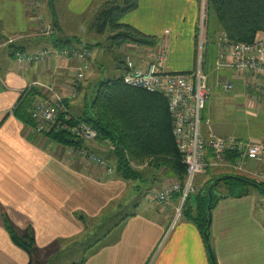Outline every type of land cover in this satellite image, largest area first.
<instances>
[{
	"label": "crops",
	"instance_id": "obj_1",
	"mask_svg": "<svg viewBox=\"0 0 264 264\" xmlns=\"http://www.w3.org/2000/svg\"><path fill=\"white\" fill-rule=\"evenodd\" d=\"M34 1L0 0V264L31 262L28 253L13 242L8 225L20 237L32 235L33 264L36 255L56 259L64 253H74L76 246L83 247L78 251V256L83 257L72 264H153L169 230L170 241L155 264H212L206 240L202 241L204 237L192 222L181 217L174 226L168 223L180 198L173 199L169 211L154 203L155 208L150 206L152 201L147 200V195L155 190L154 186L141 192L138 184L132 186L116 174L107 176L97 165L70 157L67 148L39 134L16 114L23 94L38 84L65 97L72 115L80 119L97 87L107 82L103 81L104 37L96 38L101 37L93 32V24L108 1L41 0L36 9ZM201 3L202 0H139L138 8L120 23L156 39V46L122 44L109 37L113 53H123L113 64L115 79L123 77L127 57L147 67L162 50L167 52V72H193L197 65ZM212 17L205 63L210 95L204 113V135L212 131L220 138L264 143V86L254 83L249 87L235 78V71H217L218 40L223 32L218 23L214 30ZM39 20L53 26L59 39H78L73 46L91 45L83 40L90 35L97 41L91 50L86 83L76 99H71V83L77 62L54 57L43 64H19L5 46L10 38L33 35ZM53 41L33 38L20 45L24 53L36 54L60 49ZM226 82L233 86L229 92L223 88ZM38 92L41 98L49 96L43 88ZM90 145L93 143L89 148ZM104 145L97 141L94 151H90L109 161V151L114 148ZM263 169V164L247 162L243 174L257 181ZM156 176L159 181L164 178L162 183H177L169 170ZM212 176L205 182L222 177ZM201 178L196 181L199 192L204 189ZM263 204L264 197L252 192L241 199L217 202L209 232L216 264H264ZM103 229L106 232L97 238L94 233Z\"/></svg>",
	"mask_w": 264,
	"mask_h": 264
},
{
	"label": "built area",
	"instance_id": "obj_2",
	"mask_svg": "<svg viewBox=\"0 0 264 264\" xmlns=\"http://www.w3.org/2000/svg\"><path fill=\"white\" fill-rule=\"evenodd\" d=\"M208 0H202L200 23L198 26V56L196 69L191 73H169L166 71L167 52L162 50L147 67L138 66L134 60L127 57L124 60V85L159 95L168 101L169 113L172 118L173 137L176 147L187 168L185 186L173 183L159 192H153L150 201L163 211H169L173 199L180 195L179 207L173 226L182 216L183 206L189 196L195 193L198 178L205 177L209 171L231 167L243 172L247 162L264 164V145L260 142L240 141L234 138H220L212 131L204 135V113L207 108L210 89L208 77L205 74L206 47L209 45L210 7ZM55 28L46 25L41 28V35L48 38L55 35ZM24 37H13L5 46L13 47L23 42ZM14 59L19 64H43L51 58L73 60L77 62L74 68L75 77L71 83V99H76L80 88L86 80L90 69L92 52L87 48L70 46L61 49L42 50L36 54H27L20 50L12 51ZM217 71L232 70L239 74L252 71L264 77V35L259 36L252 44L230 43L225 34L218 40ZM33 88L47 91L48 98H39L34 105L32 120L39 134L61 135L70 134L76 141L91 143L99 135L89 125L79 121L72 115L67 99L57 94L54 89L41 85ZM223 88L229 92L233 86L224 83ZM75 150V151H74ZM75 156L101 167L107 176L114 174L111 164L82 148H74ZM237 163L233 164V160ZM257 184H264V169L257 176ZM264 211V204H263Z\"/></svg>",
	"mask_w": 264,
	"mask_h": 264
},
{
	"label": "trees",
	"instance_id": "obj_3",
	"mask_svg": "<svg viewBox=\"0 0 264 264\" xmlns=\"http://www.w3.org/2000/svg\"><path fill=\"white\" fill-rule=\"evenodd\" d=\"M208 2L212 16L230 43L252 44L259 36L264 35V0H208ZM138 5L139 0H111L105 3L96 15L93 32L99 37L111 33L112 39L122 44L129 42L139 46L155 47L156 39L146 37L120 23L126 15L135 11ZM51 39L60 49L70 47L78 40H64L57 36ZM21 43L10 49L22 51ZM85 48L92 50L94 46L86 45ZM38 91L33 87L28 89L16 109L19 118L34 127L32 112L35 103L41 98ZM80 120L98 132L101 143H107V146L114 148V151L109 152L110 157L115 162L116 175L125 182L141 184L143 173L136 167H145L148 168V173H153V180H157L156 175L165 169L171 171L181 185L185 186L187 168L173 137L168 101L162 96L127 87L122 78L103 82L97 87L93 101L85 105ZM47 136L60 146L83 148V142L76 141L68 134ZM221 178H226L223 181L227 186L225 193H218V188L223 182L214 186L218 179H213L209 181L205 190L189 196L183 206L182 216L198 228L204 240L206 233L210 232L208 230L210 203L212 202L213 210L221 199L244 198L248 196V188L254 189L248 182L257 184L235 176H222L219 179ZM258 185L261 189L254 190L264 197L262 193L264 185ZM174 198L178 200L180 195ZM8 232L13 242L28 253L30 264H33L35 242L32 235L20 237L9 225Z\"/></svg>",
	"mask_w": 264,
	"mask_h": 264
},
{
	"label": "rangeland",
	"instance_id": "obj_4",
	"mask_svg": "<svg viewBox=\"0 0 264 264\" xmlns=\"http://www.w3.org/2000/svg\"><path fill=\"white\" fill-rule=\"evenodd\" d=\"M105 1H111V0H105ZM209 4V3H208ZM41 5V0H35L34 1V5H33V8L34 9H36V8H38V6H40ZM210 7V6H209ZM210 15H211V17H212V14H211V11H210ZM39 23H38V26H37V29L33 32V35H29V36H20V37H24V39H23V42L24 41H27V40H29V39H33V38H39V39H51V38H53L54 36H56L57 35V32L55 31V35L53 36V37H50V38H48V37H46V36H42L41 35V28H43V27H45L46 25H50V24H48L46 21H44V20H39L38 21ZM211 24H212V27L214 28V30L216 29V24H217V21H216V19L214 18V16L212 17V21H211ZM113 35L111 34V33H109V35H106L105 37H104V39L101 37V38H98V37H96L97 39H103L104 40V42H105V49L103 50L104 52H105V58H104V79H103V81L105 80V81H109V80H114L115 78H116V73L114 74V71H113V69H114V67H113V64H115V59H118V60H120L122 57H123V53L122 52H114L113 53V51H112V49L110 48V46H109V40H108V38L109 37H112ZM11 39V38H10ZM83 40H87V42L89 43V44H91L92 46L94 45V44H96L97 43V41H95L96 39H94V36L93 35H90V36H86V37H84L83 38ZM1 42H3V44L5 43V41H1ZM86 42V43H87ZM7 43V42H6ZM5 43V44H6ZM78 48H83V46L80 44H78ZM208 46L206 47V52H208ZM88 49V48H87ZM90 50V49H89ZM91 51V50H90ZM218 55V54H217ZM166 66V65H165ZM235 78L236 77H238V78H240V79H242L246 84H248L249 85V87L252 85V84H254V83H256L257 85L259 84V85H262V86H264V77L263 76H260V75H257L256 73H254V72H252V71H248V72H244L243 74H239V73H237V72H235ZM214 78V77H213ZM86 80H87V77H86ZM86 80H85V82L83 83V86L80 88V91L84 88V85H85V83H86ZM95 96V95H94ZM88 103V102H87ZM214 104H216V102L214 103ZM261 104H263V103H261ZM81 107H82V105H81ZM84 109V108H83ZM230 113V112H229ZM233 113V112H232ZM79 121H81L80 119H79ZM83 122V121H82ZM84 123V122H83ZM237 130H239V129H237ZM236 130V131H237ZM68 135H70V134H68ZM71 136V135H70ZM72 138H73V136H71ZM75 139V138H74ZM225 139V138H224ZM98 141V144H100V145H102L103 147L105 146L104 145V143L102 142H100L99 141V137L96 139V140H94L93 142H91V143H93V145H90V148H89V144L90 143H86V142H83L82 144H83V148L82 149H89V150H87L88 152H90V153H92V154H94L92 151H94V143L95 142H97ZM79 142H82V141H79ZM253 142H255V143H258V142H256V141H253ZM260 143L262 144V145H264V143L263 142H261L260 141ZM91 146H92V148H91ZM61 147H64V148H67V151H68V154L67 155H69L70 157H75V158H78V159H81V158H79V157H77V156H75L76 154H74L73 153V151L72 150H74V148H77V147H75V146H61ZM87 147V148H86ZM106 147V146H105ZM90 149L92 150V151H90ZM103 149H105V148H103ZM75 151V150H74ZM110 151H113V150H110ZM109 151V152H110ZM99 157V156H98ZM101 158V157H100ZM103 159V158H102ZM82 160H85V159H82ZM86 161V160H85ZM106 161H108V160H106ZM88 162V161H87ZM110 164H111V166L112 167H114V169H115V162L112 160V159H109V161H108ZM90 163V162H89ZM237 163V159L236 160H233V164H236ZM255 163V162H254ZM92 164V163H91ZM260 164H262V163H260ZM264 165V164H263ZM136 169L138 170V171H140L141 173H143V177L144 178H142V180H141V184H138V183H134V182H131V184L130 185H136V184H138L139 186V188H140V191L142 192V190H144V189H148L149 187H152V186H154V188H155V190H153V192H159V191H162V190H164L165 188H167V187H169V186H171L172 184H173V181H165L164 183H162L163 182V179L164 178H162L161 179V181H159L158 179L157 180H153L152 179V174L149 172L148 173V168H145V167H136ZM161 172H164V173H166V172H168V170H162ZM114 174H116V172H114ZM210 175H213L212 177L213 178H217L218 176L220 177V176H235V177H240V178H244V179H247V180H250V181H253L252 179H250V178H247V176L246 175H244L243 174V172H240V171H238V170H235V169H233V168H231V167H221V168H216V169H213V170H211V171H209V173H208V175L207 176H205V177H202L201 179H200V184H201V186H204V189H202V190H205L206 188H207V184L209 183L208 181L207 182H205L206 181V179L210 176ZM163 177H165V176H163ZM199 180V179H198ZM179 181L177 180V183H178ZM253 182H256L257 183V181L255 180V181H253ZM180 183V182H179ZM259 184V183H258ZM260 184H262V183H260ZM264 185V184H263ZM226 184L223 182L222 184H221V186L218 188V193L219 194H223V193H225V191H226ZM200 188L199 187H197V183L195 184V193H193L192 194V196L193 195H196V194H198V190H199ZM201 190V191H202ZM248 190H249V192H252V193H254L255 195H261L258 191H256V190H254V189H252V188H248ZM152 192V193H153ZM152 193L151 194H148L147 195V200H150V197H151V195H152ZM138 202V201H137ZM148 205V204H147ZM149 205L150 206H152V207H154V204L153 203H149ZM155 208V207H154ZM131 212H132V210H131ZM130 212V213H131ZM182 214V213H181ZM183 215V214H182ZM181 217H183V216H181ZM168 219H170L169 220V225H171L172 226V224L174 223V221H175V219H176V211H175V215H173V216H171V217H169ZM104 230V231H103ZM102 231L103 232H95L94 234H98L97 236V238H99V237H101L106 231H105V229H103ZM170 233V230L169 231H167V235H166V237L162 240V243H161V245H160V247H159V249L156 251V253H155V255H154V261L156 260V258H158L159 257V255H160V253H162V251H163V249H164V247H166L167 245H168V243H169V241H170V235H171V233ZM95 236V235H94ZM94 239H95V237L93 238V240H91L92 242L94 241ZM201 239H202V241L204 242V239L201 237ZM166 245V246H165ZM76 247H78V248H76ZM76 247H74V248H76L75 250L76 251H74V253H64V254H62V256L61 257H57L56 259L55 258H51V260H46V258H45V256H37L36 255V260H35V263L34 264H72V262L74 263H76V262H78L83 256L81 255H79L78 256V251H80L79 249L81 248H83V247H80L79 248V246H76ZM83 250V249H82ZM94 250V249H93ZM153 261V264H155V262Z\"/></svg>",
	"mask_w": 264,
	"mask_h": 264
},
{
	"label": "water",
	"instance_id": "obj_5",
	"mask_svg": "<svg viewBox=\"0 0 264 264\" xmlns=\"http://www.w3.org/2000/svg\"><path fill=\"white\" fill-rule=\"evenodd\" d=\"M235 179L243 181L240 178H235ZM225 180H226V178L218 179L214 183V186H218L219 184H221ZM248 184L251 185V187H253L254 189H257V190L261 189L258 184H252V183H249V182H248ZM262 193L264 194V190H262ZM210 200H212V196L211 195H210ZM211 204H212V202L210 203V205L208 207V212H209V215H210L209 224H208V230H210L211 225H212V206H211ZM205 240H206L207 247H208V250H209L211 262H212V264H216L214 253H213L212 246H211L210 233L209 232L206 233Z\"/></svg>",
	"mask_w": 264,
	"mask_h": 264
}]
</instances>
